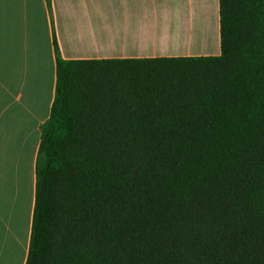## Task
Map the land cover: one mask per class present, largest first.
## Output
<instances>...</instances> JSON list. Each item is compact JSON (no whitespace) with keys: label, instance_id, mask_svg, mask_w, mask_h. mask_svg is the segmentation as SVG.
Instances as JSON below:
<instances>
[{"label":"trees","instance_id":"obj_1","mask_svg":"<svg viewBox=\"0 0 264 264\" xmlns=\"http://www.w3.org/2000/svg\"><path fill=\"white\" fill-rule=\"evenodd\" d=\"M220 33L151 59L54 38L26 264H264V0H220Z\"/></svg>","mask_w":264,"mask_h":264},{"label":"crops","instance_id":"obj_2","mask_svg":"<svg viewBox=\"0 0 264 264\" xmlns=\"http://www.w3.org/2000/svg\"><path fill=\"white\" fill-rule=\"evenodd\" d=\"M54 38L67 61L220 56V0H0V264L28 258Z\"/></svg>","mask_w":264,"mask_h":264}]
</instances>
